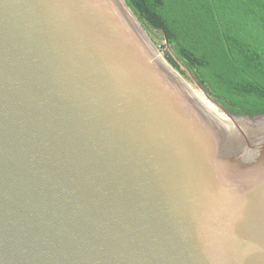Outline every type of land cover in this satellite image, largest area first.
Masks as SVG:
<instances>
[{
    "label": "water",
    "instance_id": "1",
    "mask_svg": "<svg viewBox=\"0 0 264 264\" xmlns=\"http://www.w3.org/2000/svg\"><path fill=\"white\" fill-rule=\"evenodd\" d=\"M175 59L224 117L124 0H0V264H264V114Z\"/></svg>",
    "mask_w": 264,
    "mask_h": 264
},
{
    "label": "trees",
    "instance_id": "2",
    "mask_svg": "<svg viewBox=\"0 0 264 264\" xmlns=\"http://www.w3.org/2000/svg\"><path fill=\"white\" fill-rule=\"evenodd\" d=\"M164 57L236 116L264 114V0H124Z\"/></svg>",
    "mask_w": 264,
    "mask_h": 264
},
{
    "label": "rangeland",
    "instance_id": "3",
    "mask_svg": "<svg viewBox=\"0 0 264 264\" xmlns=\"http://www.w3.org/2000/svg\"><path fill=\"white\" fill-rule=\"evenodd\" d=\"M148 36L150 37L151 41L153 42L154 46L158 50V52L161 54V56L164 57V51L168 49L166 46V41L164 40V37L161 32H158L156 30L151 29V31L146 30ZM167 61V60H166ZM175 69V68H174ZM176 70V69H175ZM177 71V70H176ZM178 72V71H177ZM181 76L185 79V81L192 87L196 88V86L193 84V82L190 80L188 75H182ZM197 89V88H196Z\"/></svg>",
    "mask_w": 264,
    "mask_h": 264
},
{
    "label": "bare ground",
    "instance_id": "4",
    "mask_svg": "<svg viewBox=\"0 0 264 264\" xmlns=\"http://www.w3.org/2000/svg\"><path fill=\"white\" fill-rule=\"evenodd\" d=\"M191 90L193 94L205 105L209 110H211L213 113H215L217 116L224 117V114L220 112L219 108L215 106L214 104H211L205 97V95L199 90L192 86Z\"/></svg>",
    "mask_w": 264,
    "mask_h": 264
}]
</instances>
